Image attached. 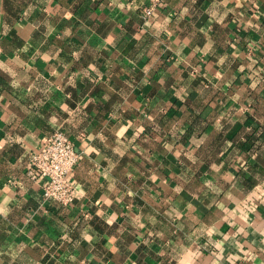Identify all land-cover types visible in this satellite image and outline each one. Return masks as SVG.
<instances>
[{"label":"crops","instance_id":"crops-1","mask_svg":"<svg viewBox=\"0 0 264 264\" xmlns=\"http://www.w3.org/2000/svg\"><path fill=\"white\" fill-rule=\"evenodd\" d=\"M147 3L0 0V264H264V0Z\"/></svg>","mask_w":264,"mask_h":264},{"label":"built area","instance_id":"built-area-1","mask_svg":"<svg viewBox=\"0 0 264 264\" xmlns=\"http://www.w3.org/2000/svg\"><path fill=\"white\" fill-rule=\"evenodd\" d=\"M143 7V17L150 19L156 9L165 0H147ZM80 153L75 143L58 129L43 143L41 148L31 154L26 169L27 176L36 183L44 179L43 195L45 199H53L62 205L74 203L79 195L70 180V174L78 165Z\"/></svg>","mask_w":264,"mask_h":264}]
</instances>
